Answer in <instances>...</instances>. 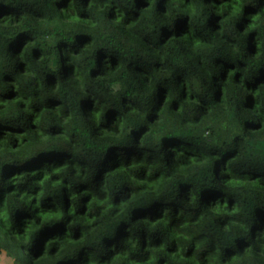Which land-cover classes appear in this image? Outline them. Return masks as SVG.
Segmentation results:
<instances>
[{
  "label": "trees",
  "instance_id": "obj_1",
  "mask_svg": "<svg viewBox=\"0 0 264 264\" xmlns=\"http://www.w3.org/2000/svg\"><path fill=\"white\" fill-rule=\"evenodd\" d=\"M264 264V0H0V264Z\"/></svg>",
  "mask_w": 264,
  "mask_h": 264
},
{
  "label": "rangeland",
  "instance_id": "obj_2",
  "mask_svg": "<svg viewBox=\"0 0 264 264\" xmlns=\"http://www.w3.org/2000/svg\"><path fill=\"white\" fill-rule=\"evenodd\" d=\"M2 262H3V264H8L7 260H5L3 258H2Z\"/></svg>",
  "mask_w": 264,
  "mask_h": 264
}]
</instances>
